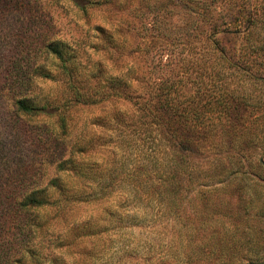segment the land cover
<instances>
[{
  "label": "rangeland",
  "instance_id": "rangeland-1",
  "mask_svg": "<svg viewBox=\"0 0 264 264\" xmlns=\"http://www.w3.org/2000/svg\"><path fill=\"white\" fill-rule=\"evenodd\" d=\"M13 2L0 14V255L264 264V0H110L86 12L69 0ZM21 92L59 109L17 114ZM177 155L186 177L158 187L159 165L175 171ZM57 187L82 194L57 203ZM34 188L52 204L13 212L12 198ZM140 188L152 196L134 200Z\"/></svg>",
  "mask_w": 264,
  "mask_h": 264
},
{
  "label": "trees",
  "instance_id": "trees-1",
  "mask_svg": "<svg viewBox=\"0 0 264 264\" xmlns=\"http://www.w3.org/2000/svg\"><path fill=\"white\" fill-rule=\"evenodd\" d=\"M69 1L73 2L78 7V9L81 10L82 12H86L88 7L98 6V5L110 2V0H69ZM13 4H14L13 0H0V14H1V11L3 9H8V8L12 7ZM45 47H46L47 51L49 53H51L52 55H54L58 60H60V61L63 60V54L56 45H54L53 43H49ZM0 59H1V57H0ZM223 59L225 62H228V69L229 70H230V68H234V66H235L234 63H232L229 59H227L224 54H223ZM44 77L48 78L47 75H45ZM28 78L29 77H27L26 75L19 76L16 78V80L19 84V87L23 88V90H24V88L26 90V84H28ZM231 94H229V95H231ZM116 95L120 96L121 94H116ZM122 96L125 99H129L130 101L134 100V103H136V104H138L137 100L140 99L139 96L133 95L131 93L130 94L124 93V95H122ZM35 98L30 97L28 95V93H26V92L25 93L24 92L15 93L13 95V97L11 98L10 104L14 108L15 113L25 114V115H37L39 113L51 115V114H54L55 112H57V110L59 109L58 107L51 105V102L48 100H46L40 104V102L42 100L39 102V101H36ZM80 98H82V96L80 94H78L76 99L80 100ZM235 99H236V97L234 98V96H233V97H231V99L230 98L227 99V101L233 102V101H235ZM244 99H245V97L242 96L241 100H244ZM216 103H218V102L215 101V104ZM146 104H147V102L142 103V105H146ZM162 110L164 111L165 115H169L171 113V111L173 110V107H172V105H170V100L168 97H166V99H165V104L162 107ZM170 128L171 127H170L169 123H166L164 125V130L166 133L170 132ZM193 128L195 129L196 127L193 126ZM193 128L191 125H187L188 131H189V129H193ZM190 142L191 141L189 140V138H186V139L184 138V140L180 141L178 146L182 147V146H184V144H186V147H184V148L187 149V151H190V149H189ZM163 144L168 145L170 147V149H172V147H173V144H172V141L170 138L164 139ZM193 146L196 147L197 144H194ZM181 149H183V147ZM176 159H177L178 168L175 171L173 170L175 168H173V165L171 164V160H168V159L163 160V163H161L159 165L160 166L159 171L157 172V174L155 176V179L157 181H159L158 187H164V189L169 187L171 184V181L173 180V177L175 176V174L180 179V180H178V182H183V179L187 175L186 174L185 156L180 155L178 157V155H177ZM68 161L69 160H67L66 162H68ZM66 162H64V164ZM64 164H63V162L60 163L58 168L61 169L62 167H64ZM144 171H148V170H144ZM76 174H78L80 176H85L82 172L76 173ZM149 174H148V176H149ZM110 177H112V176H110ZM56 189H57L58 195H59L58 199H57V203H65V202L69 203L70 201L76 200V197H79L82 194V193H80V194L78 193V196H77L73 189H69V188H65V187H57ZM140 189H135L134 191L132 189L130 190L131 195H132L134 200L139 198L140 195L146 196L147 198L149 196H152V194L150 193V191H148V189H144V188H140ZM101 191H102V189H101ZM133 192H135V194ZM165 192H166V190H165ZM1 201L3 202L4 200H1ZM1 204L3 205L4 203H0V205ZM51 204L52 203H50L48 197H46V189L45 188L44 189L43 188L42 189L34 188L31 190L26 189V190L20 191L19 195L17 197L14 196L8 205H10L12 207L11 210H13V212H16V211H29L30 209H36V208L44 207V206L51 205ZM25 253L28 255V257H31V258L33 255H35L34 251H31L30 249H26V248H25L24 252L22 253V256H24ZM13 256L14 255H9V254L4 253L3 255H0V261L4 262V264H9V262L11 261Z\"/></svg>",
  "mask_w": 264,
  "mask_h": 264
}]
</instances>
